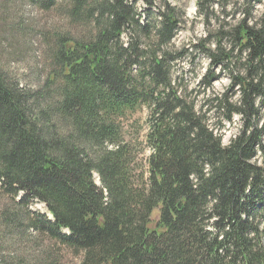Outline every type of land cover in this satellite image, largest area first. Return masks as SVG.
Returning a JSON list of instances; mask_svg holds the SVG:
<instances>
[{"label": "trees", "instance_id": "1", "mask_svg": "<svg viewBox=\"0 0 264 264\" xmlns=\"http://www.w3.org/2000/svg\"><path fill=\"white\" fill-rule=\"evenodd\" d=\"M137 1L67 0L72 21L91 30L56 36L38 86L0 67V191L18 209L1 208V225H25L79 264H264V11L222 31L229 47L205 49L236 97L225 91L196 110L170 78L178 13L166 4L150 25L155 0L140 11ZM140 107L147 176L121 136L120 119ZM208 112L237 115L240 132L222 144Z\"/></svg>", "mask_w": 264, "mask_h": 264}, {"label": "rangeland", "instance_id": "2", "mask_svg": "<svg viewBox=\"0 0 264 264\" xmlns=\"http://www.w3.org/2000/svg\"><path fill=\"white\" fill-rule=\"evenodd\" d=\"M67 3V0H60V5L45 11L23 0H0V67L6 74L25 85L38 86L48 75L51 46L56 36L67 34L82 38L88 35L91 27L72 21L65 11ZM166 4L173 7L180 18L174 37L165 47L166 51L179 56L170 64V78L177 94L192 103L196 110L200 106L206 109V104L212 106L211 98L225 91L232 94L231 100L234 99L236 96L229 90V71L212 65L205 49H213L217 42L229 47L222 31L243 19L258 18L264 11V0H155L151 12H147L150 25L156 24L159 9L166 11ZM136 6L139 11L149 8L141 0ZM126 36L122 35L124 42ZM237 58H232L233 69L242 67ZM148 114L146 107H140L120 119L121 136L134 151V171L142 170L145 176L146 159L151 153L146 144ZM209 114H206L208 122L221 136L222 144L226 145L240 132L242 122L237 115L228 122L222 116L216 119ZM95 180L98 183L97 177ZM4 207L18 210L9 196L0 191V209ZM30 207L38 212L46 211L45 205L38 201L31 202ZM1 224L0 220V264L80 263L79 253L48 240L25 225L15 229Z\"/></svg>", "mask_w": 264, "mask_h": 264}]
</instances>
